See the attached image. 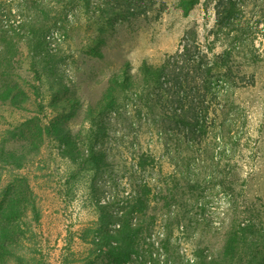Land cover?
Masks as SVG:
<instances>
[{
	"label": "rangeland",
	"instance_id": "374dc122",
	"mask_svg": "<svg viewBox=\"0 0 264 264\" xmlns=\"http://www.w3.org/2000/svg\"><path fill=\"white\" fill-rule=\"evenodd\" d=\"M1 1L11 2L19 11L16 19L28 24L22 30L33 27L38 37L34 49L28 40L22 42L21 66L7 69L27 91V102L15 106L0 100V140L23 151L31 146L23 148L22 142L35 143L21 168L2 171L6 178L9 173L24 176L35 195L40 217L31 223L34 264H61L66 257L75 264L86 248L79 230L99 218L95 199L104 209L118 213L126 197L139 193L143 183L151 188L150 203L138 220L146 227L144 239L155 243L146 247V254H151H145L144 264H187L197 259L199 249L214 256L231 223L238 220L251 221L264 233V0H195L186 15L180 0H65L60 4L34 0L39 2L34 10L26 5L30 0ZM187 29L194 30L197 42L208 52L237 48L234 59L240 73L255 75V87L235 89L230 95L237 112L232 109V115L239 117L231 131L236 138H209L212 158L193 153L184 143L177 155L175 141L157 133L163 128L151 120L159 111L152 107L154 89L152 84L144 86L139 73L143 61L155 65L174 53ZM16 35L18 41L27 38L25 32ZM254 47L260 50V61L247 62L242 54L250 56ZM126 68L134 87L114 96L119 112L107 111L95 123L89 120V108L97 113L96 105L108 95L112 78ZM36 78L40 84L34 88ZM50 124L61 125L63 136L70 133L83 145L89 127L104 126L107 134L97 142L105 154L103 165L96 171L77 170L61 154V141L47 135ZM15 128L17 132L24 128V134H11ZM36 129L43 134H35ZM221 129L227 131L220 126L212 131ZM140 156L146 159L144 168L139 167ZM186 177L196 186L188 185ZM210 177L214 178L209 181ZM177 180L179 187L174 184ZM169 190L176 199L172 215L165 214L162 206V196ZM159 212L161 225L146 230L150 217ZM161 234L169 236L166 245L157 237ZM69 247L78 253L67 255Z\"/></svg>",
	"mask_w": 264,
	"mask_h": 264
},
{
	"label": "trees",
	"instance_id": "16d2710c",
	"mask_svg": "<svg viewBox=\"0 0 264 264\" xmlns=\"http://www.w3.org/2000/svg\"><path fill=\"white\" fill-rule=\"evenodd\" d=\"M53 2L60 4L65 3V0H53ZM195 3V0H180L179 7L186 15ZM26 5L28 9L34 10L39 2L30 0ZM20 14L22 15L21 12ZM1 17H4L3 21ZM17 17L20 18L19 11L14 9L11 2L2 3L0 0V100L15 106L20 102H27L29 95L13 78V74H7V69L21 66L23 61L18 56L23 49L22 42L28 40L34 49L38 38L33 27L27 32L22 30L28 24L22 21L23 19H16ZM23 32L27 38L18 41L16 33ZM249 46L253 47V44L250 43ZM209 50L201 48L193 29H187L174 53L164 55L155 65L143 61L139 68L144 86L152 84L154 89L155 106L152 107L159 108L157 117H151L152 123L163 128V130L157 129V133H164L166 137L175 141L177 155H179V146L184 143L193 153L202 157H211L213 148L208 144L209 138L222 140L229 137L235 140L236 136L231 131L239 117L232 115L231 110L234 108L231 107L232 101L229 97L235 93V89L255 87V75L242 74L237 67L234 59L239 52L237 48L231 47L221 53H215L213 50L208 52ZM259 55L260 50L254 47V53L248 56L244 52L242 57L247 62L256 63L260 61ZM35 80L33 87L37 88L40 78ZM216 84L219 85L217 88ZM127 87L129 90L134 87L132 74L128 68L124 69L121 75H114L108 95L96 105L97 113L89 108L87 112L89 120L95 123L96 119L107 111L118 113L120 104L114 96L126 90ZM138 91L142 100L145 99L144 90ZM146 100L152 101L151 96L146 95ZM144 104L148 108L149 104L147 102ZM234 112L237 113L235 110ZM139 113L140 111L137 114ZM34 122H38V119L35 118ZM219 126L223 129L227 127V131L222 129L219 132L212 131ZM17 129L10 133L24 134V128L19 132ZM49 129L52 130L51 133ZM61 130H63L61 125L50 124L47 125L46 133L61 141V154L77 170L92 171L94 169L96 171L103 165L105 154L97 148V142H102L101 138L107 134L104 126L89 127L90 135L86 145L80 143L70 133L63 136L65 133ZM34 133L43 134L41 129L40 131L36 129ZM175 135L180 137L175 138ZM7 142L5 139L0 140V264H34V257H32L34 232L31 223L40 217L35 195L24 176L9 173V177L6 178L2 171L6 168H11L12 171L21 168L28 152L35 148V143L22 142L20 146L23 148L31 146L28 151H23ZM222 154L227 156L224 152ZM140 159H142L141 156ZM145 164L146 159H142L139 167L144 168ZM188 165L187 162L186 170ZM212 166L215 169L213 164ZM213 167L208 165L209 169ZM179 176V179L185 182L182 179V173L179 172ZM171 178L174 180L173 177ZM213 178L210 177L209 181ZM186 181L191 187L196 186L195 181L192 182L188 177ZM222 181L221 178L217 180L219 183ZM164 182L168 187V181L164 180ZM174 184L179 187L180 181L177 180ZM91 190L94 196L95 189L91 187ZM150 193L151 188L148 183L141 184V191L133 196H127L120 205L118 213L104 209V206L95 199V206L100 211L99 218L79 230V240L86 245V248L78 261L74 263L144 264L146 255L151 254V252L146 254L149 250L146 247L148 245V247H154L155 243L154 240L144 239L143 232L146 227L141 219L138 220V215L142 216L147 210L150 203L147 196ZM162 199L165 214L172 215L170 211L176 203L175 195L169 190ZM150 219L151 222L146 230L161 225L160 212L156 216H151ZM165 228H167L166 225ZM157 237L163 240L164 245L168 243L169 236L163 237L161 234ZM23 248L25 251H22ZM68 249L67 255L78 253L71 247ZM133 256H135L134 261ZM136 256L140 258L139 261ZM196 257L197 259L187 264H264V233L251 221L232 222L224 235L223 245L216 255L208 256L203 249H199ZM61 264H73V261L66 257ZM165 264L171 263L165 262Z\"/></svg>",
	"mask_w": 264,
	"mask_h": 264
}]
</instances>
